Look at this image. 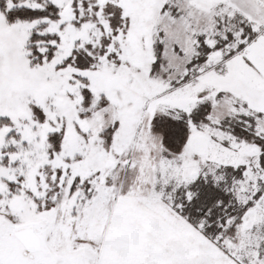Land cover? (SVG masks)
<instances>
[{
	"label": "snow or ice",
	"instance_id": "snow-or-ice-1",
	"mask_svg": "<svg viewBox=\"0 0 264 264\" xmlns=\"http://www.w3.org/2000/svg\"><path fill=\"white\" fill-rule=\"evenodd\" d=\"M0 264H264V0H0Z\"/></svg>",
	"mask_w": 264,
	"mask_h": 264
}]
</instances>
